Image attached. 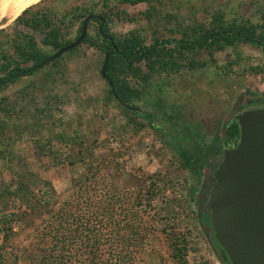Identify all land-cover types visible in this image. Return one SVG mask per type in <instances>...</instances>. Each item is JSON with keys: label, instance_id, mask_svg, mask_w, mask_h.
Instances as JSON below:
<instances>
[{"label": "rangeland", "instance_id": "rangeland-1", "mask_svg": "<svg viewBox=\"0 0 264 264\" xmlns=\"http://www.w3.org/2000/svg\"><path fill=\"white\" fill-rule=\"evenodd\" d=\"M38 1L27 0L24 5ZM68 3L44 2L56 13L68 9ZM107 3V13L123 8L134 16L110 15L108 27L116 34L137 29L148 39L152 34L178 37L182 26L207 24L215 16L225 23L254 24L264 43V0H160L150 19L144 14L146 3ZM92 24L91 30L98 25ZM28 34H33L31 29L15 20L0 27V76L9 60L21 66L32 64L22 61L14 50V44ZM68 35L73 38L74 31ZM33 36L43 52L56 51L40 44L42 33ZM213 56L212 65L204 68L157 73L146 82L133 79L131 83L140 91L134 115L109 97L100 73L104 53L86 44L69 50L56 64L38 67L0 89V246L10 264H35L33 259L43 255L36 234L46 215L44 209L37 211L35 196L45 195L43 190L50 188L57 197L55 210L60 201H81L87 196L108 206V212L98 209L103 219L97 225L101 233L98 257L103 260L113 258L121 247L114 246L117 237L135 236L141 221L150 230L140 232L141 238L145 236L142 243L128 247L136 256L134 264H179L172 243L181 233L188 239L184 255L188 264H220L211 236L202 228L208 224V211L198 208L203 203L198 204L197 197L203 184L206 189L212 186L213 162L221 153L209 158L212 165L205 166L198 177L182 168L179 151L186 148L188 154L195 153V138L204 144L213 141L215 132L220 137L250 93H264V47L239 43ZM142 69L146 70L143 64ZM148 112L155 128L142 117ZM32 136L48 137L51 152L41 155ZM84 174L94 178L73 186L75 178ZM21 182L25 190H17ZM151 185L157 192L152 193ZM191 186L197 190L190 195ZM115 215L119 220L108 223Z\"/></svg>", "mask_w": 264, "mask_h": 264}, {"label": "trees", "instance_id": "trees-1", "mask_svg": "<svg viewBox=\"0 0 264 264\" xmlns=\"http://www.w3.org/2000/svg\"><path fill=\"white\" fill-rule=\"evenodd\" d=\"M39 1L27 6L14 20L17 24L30 28L33 34L42 33L43 38L40 44L48 46L54 51L71 43L79 36L82 22L88 14H100L104 18L103 32L108 38L101 36L98 32V27H94L91 30L92 22L99 23L98 19H92L88 22V31L81 44L101 50L104 53V58L105 53L109 52L106 67L108 79L102 76L108 84V95L118 105L123 107L125 112L132 115L138 113L135 102L140 98V91L131 83L133 79L146 82L153 74L157 73H177L182 68L194 70L207 67L210 64L212 65L213 55L216 51L224 50L239 43L264 47L263 37L260 32L256 31L254 24H239L235 21L225 23L215 16L207 24L198 22L182 26L179 29L178 37H170L167 33V35L152 34V37L148 39L137 29L130 30L124 34L110 32L108 27L110 15H116L119 19L126 17L132 19L134 16L128 15L123 8L116 9L111 12L112 14L107 13L105 7L109 6L108 0L90 2L87 0H78V2L77 0H69L68 9L57 13L44 4L46 0ZM159 1L118 0V3L129 5L146 3L147 9L144 14L150 19L155 11V3H159ZM99 3H101V8L96 11ZM169 16L172 15L168 14L167 17ZM73 31L74 35L72 38L68 34ZM33 34L22 36L20 41L14 44V50L21 60L24 62L31 61L32 64L30 66H21L17 60L7 61L1 67V70L5 72L0 76V89L18 77L31 74L39 67V63L42 60L53 54V52H43ZM81 44L71 49L70 52L77 49ZM203 55L206 56L205 59H199ZM60 57L51 63L56 64ZM142 64L146 68L145 71L142 69ZM109 82L112 83L114 91L111 90ZM250 95L243 103V106L247 108L257 107L258 105L264 106V94ZM142 117L151 128L156 127L152 113L148 112L143 114ZM239 134L238 122L233 118L227 121L220 137L215 132L213 141L203 144L195 138L193 143V147L197 150L195 153L188 154L186 148L179 151L182 168L200 177L203 174V169L205 170V166L212 165L213 160L209 158L221 153L224 147L234 146L239 139ZM177 136L176 142H178ZM32 142L41 155L51 152V142L48 137L32 136ZM84 159L81 157L80 161ZM89 165L88 169L90 170L93 165L91 163ZM216 165L217 162L214 161L213 166L215 167ZM90 178L86 174L81 175L75 178L73 186L78 188L86 179ZM48 185L50 184L48 183ZM150 187L153 188L151 190L152 193L157 192L158 188L156 186L151 185ZM25 188L26 186L21 182L17 190H25ZM196 190L195 187L191 186L189 194H193ZM43 192H45V195L39 194V196H35V200L38 201L36 206H39L37 211L40 212L41 209H44L43 213L46 215L42 221L44 225L36 234L39 239L37 246L38 249H42L43 255L40 258L37 255L35 260L33 259L35 264H134L133 261L136 256L129 253L128 247L144 241L145 236L141 238L142 234L140 232L142 230L146 233L149 232L150 226L147 223L140 221V226H138L140 231L137 229L135 236L130 238L127 236L117 237V240L114 241V246L121 245V247H119L116 254H112L113 258L103 260L98 257V243L101 239V233L97 225L103 220L102 216L99 215L101 210L98 211V209L102 207V210L108 212V206H104L100 200L87 196L81 201L76 198L68 199L64 202L60 201L59 208L55 210L54 206L58 202L52 189L43 190ZM90 206L92 207L91 210ZM86 211L89 214H85ZM207 213L209 215V212ZM85 216L88 217L84 218ZM79 218H82V222H78ZM111 219H113V222L107 219L110 224L119 220L116 215L112 216ZM207 219L208 224L203 226L210 228L211 221L209 217ZM209 235L214 243L212 245L213 253L220 264H231L226 252L213 238L212 231L209 232ZM175 237V241L172 243L175 246V257L179 264H188L184 259L188 245L187 236L181 233ZM7 258V254L3 251V246H0V264H10Z\"/></svg>", "mask_w": 264, "mask_h": 264}, {"label": "water", "instance_id": "water-1", "mask_svg": "<svg viewBox=\"0 0 264 264\" xmlns=\"http://www.w3.org/2000/svg\"><path fill=\"white\" fill-rule=\"evenodd\" d=\"M91 19L100 21L98 32L108 38L103 32L104 18L88 14L79 36L42 60L39 67L81 44ZM108 56L106 52L100 70L105 79H108ZM109 84L114 91L112 83ZM235 119L240 130L239 139L234 146L223 148L212 170L214 184L209 189L203 184L197 197L198 204L205 200L210 228L199 224L204 233L212 231L231 264H264V107L246 109L236 114Z\"/></svg>", "mask_w": 264, "mask_h": 264}, {"label": "bare ground", "instance_id": "bare-ground-1", "mask_svg": "<svg viewBox=\"0 0 264 264\" xmlns=\"http://www.w3.org/2000/svg\"><path fill=\"white\" fill-rule=\"evenodd\" d=\"M21 1L22 0H0V27L7 22L11 23L22 10L29 6V3L24 5L27 0H24L25 2L23 1V3ZM22 4L24 6L20 7Z\"/></svg>", "mask_w": 264, "mask_h": 264}, {"label": "flooded vegetation", "instance_id": "flooded-vegetation-1", "mask_svg": "<svg viewBox=\"0 0 264 264\" xmlns=\"http://www.w3.org/2000/svg\"><path fill=\"white\" fill-rule=\"evenodd\" d=\"M17 15V14H16ZM15 15V16H16ZM96 15H100V14H96ZM14 16V17H15ZM12 19V18H11ZM92 20V19H91ZM90 21V20H89ZM99 24H100V21H99V23H98V25H97V27L99 26ZM98 29V28H97ZM87 31H88V29H87ZM250 94H253V95H259V94H256V93H250ZM264 94V93H263ZM251 96V95H250ZM249 96V97H250ZM250 107H245V106H243V104L242 105H240L238 108H236L235 110H234V113H233V115H232V118L231 119H233V118H235V115L236 114H238V113H240V112H242V111H244V110H246V109H249ZM251 108H254V107H251ZM211 184V183H210ZM212 185H213V183H212ZM202 206L203 207H206V205H205V201H202ZM207 210V209H206ZM209 217V215H208V213H207V217H206V219ZM208 220V219H207Z\"/></svg>", "mask_w": 264, "mask_h": 264}]
</instances>
